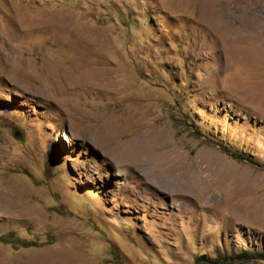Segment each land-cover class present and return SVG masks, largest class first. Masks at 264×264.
<instances>
[{
    "label": "rangeland",
    "instance_id": "374dc122",
    "mask_svg": "<svg viewBox=\"0 0 264 264\" xmlns=\"http://www.w3.org/2000/svg\"><path fill=\"white\" fill-rule=\"evenodd\" d=\"M7 234L0 264H264V0H0Z\"/></svg>",
    "mask_w": 264,
    "mask_h": 264
},
{
    "label": "trees",
    "instance_id": "16d2710c",
    "mask_svg": "<svg viewBox=\"0 0 264 264\" xmlns=\"http://www.w3.org/2000/svg\"><path fill=\"white\" fill-rule=\"evenodd\" d=\"M0 243L11 244L15 247L19 246V247H23V248H29V247L35 246V244L31 243V242L11 238L10 234L0 236Z\"/></svg>",
    "mask_w": 264,
    "mask_h": 264
}]
</instances>
